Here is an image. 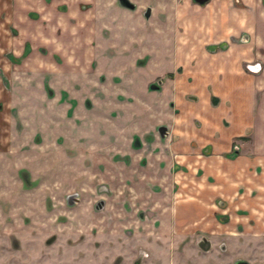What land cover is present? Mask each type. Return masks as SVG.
<instances>
[{
  "label": "rangeland",
  "instance_id": "obj_1",
  "mask_svg": "<svg viewBox=\"0 0 264 264\" xmlns=\"http://www.w3.org/2000/svg\"><path fill=\"white\" fill-rule=\"evenodd\" d=\"M133 1L136 10L116 0H0V264H264V230L256 225L264 223V214L232 213L223 199L216 205L212 199L211 206L187 190V180L177 173L142 183L132 168L148 163L138 150L142 145H135L141 137L136 135L131 152L124 150L126 140L111 149L115 136L108 134L107 122L85 116L95 105L91 97L80 100L61 84L52 85L53 63L101 69V83L126 62L143 66L155 57L166 64V53L135 52L152 48V35L155 48L165 51L176 22L146 28L144 4ZM163 1L179 4L180 20L182 9L193 4ZM164 8L158 7V16ZM36 24L48 25L36 29ZM143 31L149 36L139 43ZM115 32L132 35L131 46L121 48L125 39L112 46ZM63 36L68 39L61 41ZM176 41L172 36V46ZM37 55L44 61H36ZM106 111L119 127L123 109ZM162 127L168 130L166 125L157 130ZM154 137L145 136L148 143ZM77 138L82 145L74 144ZM124 169L133 177L125 179ZM197 179L192 187L203 189ZM204 239L208 250L201 246Z\"/></svg>",
  "mask_w": 264,
  "mask_h": 264
},
{
  "label": "crops",
  "instance_id": "obj_2",
  "mask_svg": "<svg viewBox=\"0 0 264 264\" xmlns=\"http://www.w3.org/2000/svg\"><path fill=\"white\" fill-rule=\"evenodd\" d=\"M176 24L175 31L177 26L186 27V43L181 42L185 36L171 33L163 51L155 48L157 35H152V48L135 53H166L177 55L179 60L187 55L188 61L180 60L184 64L181 68L166 67L155 57L143 66L136 61L126 62L108 74L106 83H101V69L91 72L85 67L66 68L53 63L51 75L57 80L52 85L57 88L61 84L71 97L84 100L88 96L95 105L99 103L100 109L94 105L84 113L93 121L96 117L107 122L103 120L104 127L115 136L109 142L111 149H120L119 144L126 140L124 150L131 152L136 135L141 137L143 144L138 150L148 163L132 168L140 174L142 183L144 179H173L177 173V178L187 180V190L210 200L211 206L212 199H223L226 210L232 213L264 214V0H210L202 9L191 8L187 20ZM47 25L34 26L37 29ZM148 36L140 32L139 43ZM172 36L177 40L173 46ZM132 38L128 33L121 48L130 47ZM121 40L117 33L110 42L117 47ZM35 59L44 61L38 55ZM149 67L152 69L148 72ZM69 70L74 72L67 73ZM168 73L170 78L166 77ZM115 76L121 80L116 81ZM159 77L160 88L151 89V83ZM132 86L138 89V95L131 93ZM112 106L123 109L119 127L112 124L115 117L106 111ZM160 125L168 126L164 136L157 130ZM150 134L155 137L148 143L145 136ZM74 144L83 142L77 138ZM120 172L125 179L133 177L125 169ZM196 179L203 189L192 187L190 181ZM256 225L264 230V223Z\"/></svg>",
  "mask_w": 264,
  "mask_h": 264
},
{
  "label": "flooded vegetation",
  "instance_id": "obj_3",
  "mask_svg": "<svg viewBox=\"0 0 264 264\" xmlns=\"http://www.w3.org/2000/svg\"><path fill=\"white\" fill-rule=\"evenodd\" d=\"M138 1V0H137ZM144 4L145 7V11L143 12V16L145 17V19L143 20V24L144 26L146 25V28H150L155 26L156 29H159L160 26L163 27V23L165 21H169V20H173L177 23L180 21H186L185 19H187L190 16V12L191 9L189 10L187 9H182V18H185L184 20H180L178 16V14L176 12H178V8H179V4H175L173 5L172 1H163V0H139ZM117 3H119L121 6L127 8L128 10H136L137 9V4L133 1V0H116ZM210 2V0H208L206 3H199L198 0H192V7L194 6H198L199 8L202 9V7L206 6L208 3ZM165 7V11L164 14L162 16H158V7ZM170 9L172 10L170 12ZM170 12V13H169ZM80 18L77 19V21ZM154 19V20H153ZM171 22V21H170ZM177 25V24H176ZM180 26H177V29L175 31V33L178 35L183 34V36L186 37V35L188 34V31H183L182 33H180ZM145 32V31H144ZM117 33V32H115ZM146 33V32H145ZM148 34V33H147ZM128 33H124V36H127ZM125 39V37L123 38V40ZM147 55V54H146ZM167 62H165L166 64H163L164 66H170L172 64L176 65L177 68H181L180 66H183L184 64L181 63V61L179 60V57L177 55H171V54H167L166 56ZM170 60L172 62H170ZM171 73H169L170 75ZM171 76V75H170ZM161 81V80H160ZM153 89H159V84H153L151 86ZM166 128L162 127L159 130V134L161 136H164L166 134ZM135 145L136 146H141L142 143L137 139L135 141ZM201 246L204 250H208V248L210 247V243L208 240L204 239L203 242H201Z\"/></svg>",
  "mask_w": 264,
  "mask_h": 264
},
{
  "label": "water",
  "instance_id": "obj_4",
  "mask_svg": "<svg viewBox=\"0 0 264 264\" xmlns=\"http://www.w3.org/2000/svg\"><path fill=\"white\" fill-rule=\"evenodd\" d=\"M208 0H198L199 3L203 4L206 3Z\"/></svg>",
  "mask_w": 264,
  "mask_h": 264
}]
</instances>
